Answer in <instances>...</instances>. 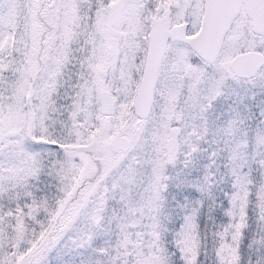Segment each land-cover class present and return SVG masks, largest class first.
<instances>
[{
	"label": "snow or ice",
	"instance_id": "snow-or-ice-1",
	"mask_svg": "<svg viewBox=\"0 0 264 264\" xmlns=\"http://www.w3.org/2000/svg\"><path fill=\"white\" fill-rule=\"evenodd\" d=\"M0 264H264V0H0Z\"/></svg>",
	"mask_w": 264,
	"mask_h": 264
}]
</instances>
